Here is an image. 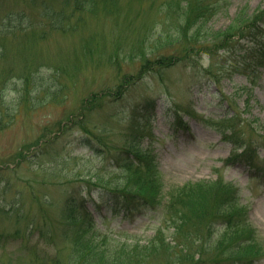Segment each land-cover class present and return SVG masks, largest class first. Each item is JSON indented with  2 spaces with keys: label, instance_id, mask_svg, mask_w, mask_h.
Listing matches in <instances>:
<instances>
[{
  "label": "rangeland",
  "instance_id": "obj_1",
  "mask_svg": "<svg viewBox=\"0 0 264 264\" xmlns=\"http://www.w3.org/2000/svg\"><path fill=\"white\" fill-rule=\"evenodd\" d=\"M120 1L126 6L120 9L121 14H116L120 23L130 20L141 44H146L147 49L152 45L153 50L145 52L149 58L166 59L178 55L183 59L189 57V62L174 63L160 76L151 74L144 81L129 83L119 89L122 90L121 99L111 102L108 90L115 91L114 88L123 83L125 77L135 75L140 66L139 59L125 58L127 43L120 46L119 64L112 65L108 52L98 46L99 49L95 48L99 55L94 57L97 62L81 54V45H90L89 27L82 29L89 38H81L80 34L68 38L56 35L53 42L61 49L60 52L58 49L60 60L73 68L71 80L67 82L68 98L52 106L38 105V109L30 112L14 111V119L0 127V165L4 166L3 172L0 171V189L9 184V197L16 190L22 192L21 196L16 194L20 198L21 211L31 204V192L39 200L58 204L66 188L64 177L96 180L100 176L105 181L112 175L120 180L125 170L116 168L111 161L116 160L120 152H128L131 158L151 155L159 164L160 179L156 185L159 189L150 194L148 188L140 185L139 193L146 195L142 201H148V205L135 206L125 219L122 213L108 209L103 213L105 219L98 222V228L88 234L96 232L99 237L106 238L109 248L123 243L129 246L146 243L157 231L162 239L169 241L179 222L175 210L179 208L180 198L190 192L210 189L228 201V216L217 219L210 228L205 227L201 235L203 261L199 259L195 264H264V165L259 171H253L241 162L227 163L234 152L250 153L258 166L264 156V55H257L260 47L264 54V0H195L199 10L205 8V13L201 20L190 24L188 38L197 30H201L203 36L207 29L226 31L232 28L243 34L258 31L262 37L258 42L249 39L227 41L224 47L220 46L223 43L216 47L214 42L201 38L186 55L189 39L170 42L179 30L171 28L173 35H168L160 21L172 0ZM136 17H140L139 20L136 21ZM151 21L157 23L150 32L145 24ZM111 25H105L103 32L104 40L110 38L107 44L128 32L123 23L118 29H109ZM81 27L80 24L76 28ZM161 38L181 46L167 43L156 49ZM189 63L195 67H190ZM92 95L99 99L102 95L98 99L100 105H94L93 112L86 106ZM145 97L155 100L154 109L144 105ZM145 107L148 110H144ZM72 116H76L74 122H70ZM84 134H89L88 140L93 141H89V147L79 143ZM46 138H61L57 160L43 166L30 163L35 146ZM74 182L72 185L78 183ZM70 185L68 182L67 187ZM130 188L135 192L132 185ZM48 213L51 217L55 214L54 207L46 202L39 213V227L29 230L40 229L52 234L55 230L48 221ZM14 222L12 216L0 213V236L12 233ZM233 224L239 225L246 235L236 231L228 233ZM227 235L232 236L230 240ZM32 237L29 243L27 239L7 242L3 238L0 264H32L28 246L23 244L30 245L35 240L39 245L36 253L40 264H45L47 256L56 253V247L43 244L38 230ZM232 243L242 248L230 247L240 253L237 256L226 248ZM222 247L225 250L219 254ZM189 250L197 251L195 245Z\"/></svg>",
  "mask_w": 264,
  "mask_h": 264
},
{
  "label": "trees",
  "instance_id": "obj_2",
  "mask_svg": "<svg viewBox=\"0 0 264 264\" xmlns=\"http://www.w3.org/2000/svg\"><path fill=\"white\" fill-rule=\"evenodd\" d=\"M120 2V0H0V127H5V123L14 119V111L25 109L26 112H30V110L38 109V105L49 104L52 106L62 103L66 99L67 82L71 80L73 68L60 60L61 49L53 42L56 35L68 38L80 34L81 38H89V34L82 30L89 27L90 45H81V54L97 62V59H94L99 55L96 53L98 52L96 48H102L108 52V58L112 65L119 64L120 46L127 43L125 58L139 59L140 66L137 73L125 77L123 83L114 88L115 91L108 90L109 95L112 96L111 102L121 99L122 90L119 89H124L129 83L134 85L139 79L144 81L145 77L151 74L160 76L174 63L189 62V57L183 59L178 55L169 56L166 59L153 60L149 58L145 52L148 49L153 50V47L150 45L147 49L146 44H141L142 41H139L136 27H132L133 23H130V20L122 22L128 30L125 36L120 35L119 38H113V42L107 44L106 42L110 38L105 40L103 38L105 25L112 24L109 29L110 27L118 29L122 26L121 19L116 14H121L119 13L120 9L126 6ZM167 6V13L160 21L168 30V35H173L170 32L171 28L179 30L176 35H173L170 42L188 38L189 26L201 20L205 13V8L199 10L195 0H172ZM206 11L208 12V7H206ZM139 18L136 17V21ZM188 19L192 21H188ZM151 22L145 24L147 31L150 32L155 29L157 23L152 22L150 25ZM80 24L82 27L76 28ZM234 31V28L226 31L207 29L205 35L202 36L201 30H197L188 38L190 48L185 50V55L193 50V43L201 38H205L209 43L214 42L216 47L223 43L220 46L224 47L227 45V41L237 42L249 39V41L258 42L262 37L258 31L249 34H243L240 30ZM136 41L137 44H135ZM167 43L169 42L161 38L156 49L163 45L165 47ZM169 44L181 46L177 42ZM53 46H57V48H52ZM260 49L257 55L263 56ZM189 66L195 67L193 63H189ZM98 97L92 95L90 102L86 105L90 106L91 112L94 110V105L97 103L100 105L99 100L102 95H100V99ZM144 103L150 109L155 108V100L151 98L145 97ZM13 105H17V107ZM146 107L144 110H148ZM91 133L93 132L91 131ZM84 135L81 137L84 138L81 140L82 143L90 137L89 134ZM57 143L58 138H46L42 143L38 142L29 162L40 166L47 162L54 163V159L57 160L60 152ZM130 155L128 152H120L116 160H111L116 164V168L125 170V174L120 180L115 176L113 178L112 175L105 181L100 176H97L96 180H92V178L90 180L82 178L70 180L68 177H64L66 188L62 190V200L58 201V204L43 199L39 200V197L33 196L31 192L29 196L31 204L21 211L19 208L20 198L16 194L21 196L22 192L16 190L13 196L9 197L7 194L10 189L9 184L3 186L0 189V213L13 217L15 222L12 225L15 229L12 230V233L2 234L0 243L3 238L7 242H17L18 240L24 242L27 239L29 243L33 240L34 232L38 230L39 238L42 239L43 244L45 242L50 247H52L51 245L56 247V254H52V257L47 256L45 264H195V262L199 263V259L203 261V238L201 237L203 230L205 227L210 228V224L217 219L221 220L226 215L228 216L227 211L229 210L228 201L223 199L222 195L211 192L210 189H200L197 192H190L188 195L184 194V197L180 198L179 208L175 210L179 222L176 225L173 239L169 241L162 239L161 233L157 231L154 237L145 244L127 245L110 254L105 246L106 241L101 238L97 239L96 232L91 233L92 235L88 234L97 224L89 204L99 215L104 208L114 212L123 211L124 215L128 216L135 206L148 205V201H142L146 195L139 193L141 184L142 188H148L149 194L150 191L159 189H156L160 179L159 171L154 161L147 157L134 156L131 158ZM253 157L248 152H234L227 162L230 164L241 162L253 171H259L264 165V157L259 166ZM142 162L145 165H142ZM3 168L4 166L0 165V171L3 172ZM53 171L61 178L57 169L54 168ZM74 181H78V183L72 185ZM68 182L71 183L69 187H67ZM131 185L135 192L130 188ZM87 197H90V201ZM95 201L98 203L95 204ZM46 202L54 207L55 214L51 217L48 213V221L51 222V227L55 231H51L52 234H45L40 229L29 230L30 227H39V213L44 209ZM201 219H206L207 223H201ZM202 226L204 228L200 230ZM56 230L59 232L56 233ZM84 231L85 235H81L80 232ZM231 231L246 235L244 230L241 231L239 225L233 224L231 230L228 229V233ZM231 237V235H227V239L230 240ZM197 243H201V245L198 246ZM37 244L36 240L30 245L23 244V246H28L32 264L41 263V259L36 253L39 248ZM193 245L196 246L197 251L192 253L189 247ZM226 245L228 246V244ZM232 245H235L234 248H238V250H242V248L233 243L226 247L228 251H232L237 256L240 253L233 250L234 248L230 249ZM223 250L225 248H220L218 253L220 254Z\"/></svg>",
  "mask_w": 264,
  "mask_h": 264
}]
</instances>
